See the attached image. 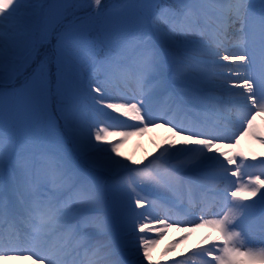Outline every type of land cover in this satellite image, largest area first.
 I'll return each instance as SVG.
<instances>
[{
  "label": "snow or ice",
  "instance_id": "obj_1",
  "mask_svg": "<svg viewBox=\"0 0 264 264\" xmlns=\"http://www.w3.org/2000/svg\"><path fill=\"white\" fill-rule=\"evenodd\" d=\"M258 117L264 0H0V264H157L181 224L216 235L173 264H264Z\"/></svg>",
  "mask_w": 264,
  "mask_h": 264
},
{
  "label": "rangeland",
  "instance_id": "obj_2",
  "mask_svg": "<svg viewBox=\"0 0 264 264\" xmlns=\"http://www.w3.org/2000/svg\"><path fill=\"white\" fill-rule=\"evenodd\" d=\"M260 119V118H257ZM258 125H264V121L260 119ZM103 127V125H101ZM170 134L165 128H156L150 129L142 135H135L129 137L121 145V152L123 156H129L135 160H143L145 156L149 158L152 155L158 153L160 146L164 144L165 139ZM119 137H109V140L115 142ZM227 143V141H225ZM244 149V151L242 150ZM237 151H243L248 159V163H258L259 160L264 159V148L261 147L259 141L254 140L251 137H245L241 140L240 145L236 149ZM255 155L256 160H252V156ZM264 179V176L260 177ZM245 180H248L249 177H244ZM254 179V177H253ZM264 190V189H262ZM259 193H257V196ZM252 200L257 199V197H252ZM251 202V201H248ZM259 207V205H258ZM194 225H179L172 229H169L168 232L162 237L158 238L159 243L152 249L151 256L153 261H165L164 264H171L169 261H175L182 259V255H190V250H196L200 246H210L211 242L206 240V236H215L213 231L208 227L195 228L194 231L189 232V228H194ZM205 229V230H204ZM175 244V251L168 252L165 254V249ZM11 264H26L23 261H14ZM162 264V263H161Z\"/></svg>",
  "mask_w": 264,
  "mask_h": 264
},
{
  "label": "bare ground",
  "instance_id": "obj_3",
  "mask_svg": "<svg viewBox=\"0 0 264 264\" xmlns=\"http://www.w3.org/2000/svg\"><path fill=\"white\" fill-rule=\"evenodd\" d=\"M260 122V119H257L256 123Z\"/></svg>",
  "mask_w": 264,
  "mask_h": 264
}]
</instances>
